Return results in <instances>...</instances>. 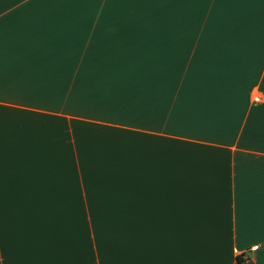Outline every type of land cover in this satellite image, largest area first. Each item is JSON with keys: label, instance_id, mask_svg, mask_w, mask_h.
Segmentation results:
<instances>
[{"label": "crops", "instance_id": "1", "mask_svg": "<svg viewBox=\"0 0 264 264\" xmlns=\"http://www.w3.org/2000/svg\"><path fill=\"white\" fill-rule=\"evenodd\" d=\"M264 264V0H0V264Z\"/></svg>", "mask_w": 264, "mask_h": 264}, {"label": "built area", "instance_id": "2", "mask_svg": "<svg viewBox=\"0 0 264 264\" xmlns=\"http://www.w3.org/2000/svg\"><path fill=\"white\" fill-rule=\"evenodd\" d=\"M235 264H246V261L244 259L237 260Z\"/></svg>", "mask_w": 264, "mask_h": 264}, {"label": "rangeland", "instance_id": "3", "mask_svg": "<svg viewBox=\"0 0 264 264\" xmlns=\"http://www.w3.org/2000/svg\"><path fill=\"white\" fill-rule=\"evenodd\" d=\"M86 1H88V0H86Z\"/></svg>", "mask_w": 264, "mask_h": 264}]
</instances>
